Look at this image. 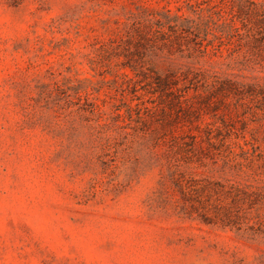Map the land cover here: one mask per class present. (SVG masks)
<instances>
[{
    "label": "rangeland",
    "instance_id": "rangeland-1",
    "mask_svg": "<svg viewBox=\"0 0 264 264\" xmlns=\"http://www.w3.org/2000/svg\"><path fill=\"white\" fill-rule=\"evenodd\" d=\"M239 145L264 154V0H0V264H264Z\"/></svg>",
    "mask_w": 264,
    "mask_h": 264
},
{
    "label": "trees",
    "instance_id": "trees-1",
    "mask_svg": "<svg viewBox=\"0 0 264 264\" xmlns=\"http://www.w3.org/2000/svg\"><path fill=\"white\" fill-rule=\"evenodd\" d=\"M241 64H243V62H239ZM192 74V73H191ZM194 77L192 79L189 78V74L184 75V87H178L180 86V81H182V79H180L179 75L176 74H170V75H165V76H158V78L156 79L157 82L156 86H157V90L158 92H160V100L162 102L165 101H169L173 103V99L181 102L182 99L185 97L184 93H185V88H189V86H193V88H198L199 87V83L200 82V75L198 73H193ZM182 77V76H181ZM187 84V86H185ZM218 84L220 86V89L222 90H231L233 88H241L242 83L230 78L229 76H226L225 78H218ZM192 88V87H191ZM193 140V144L196 146L197 141L196 138H192ZM209 143L211 146H213L214 144L211 142L212 139H208ZM184 145H187L186 143H184ZM189 146V145H187ZM240 150L241 153L239 155V160L236 163V167L240 172L243 173H247L249 171H253L254 170V164L256 162V157H258L260 160L264 158V154H260V155H256L255 151L252 152L251 150L240 146ZM176 185L179 188L180 192L182 193L183 197L186 196L185 190H184V186H182V184L180 183V181L176 180ZM243 185V188H248L251 189V185H248L246 183L241 184ZM241 189V193L244 196H247V198H251L254 195V192L249 193L247 191H245V189Z\"/></svg>",
    "mask_w": 264,
    "mask_h": 264
}]
</instances>
